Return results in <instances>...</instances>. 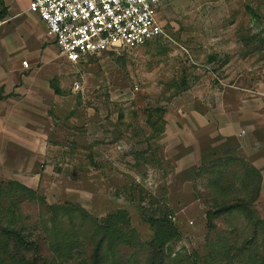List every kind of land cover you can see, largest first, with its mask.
Here are the masks:
<instances>
[{"label": "rangeland", "instance_id": "obj_1", "mask_svg": "<svg viewBox=\"0 0 264 264\" xmlns=\"http://www.w3.org/2000/svg\"><path fill=\"white\" fill-rule=\"evenodd\" d=\"M163 7L164 34L141 47L106 50L77 63L59 50L56 69H36L51 82L32 96L48 150L36 156L12 146L3 164L0 159V191H9L10 180L27 178L21 183L36 192L32 199L14 190L0 195V214L9 221L12 211L20 213L15 220L53 263L90 259L102 236L96 222L119 210L136 238L134 248H120L119 264H145L158 234L167 240L166 264H248L255 249L264 250L262 234L250 242L254 228L242 212L210 216L235 197L250 199L257 182L248 164L230 159L237 140L219 143L209 131L205 159L183 163L185 155H195L188 143L200 114L214 129L264 91V0H168ZM12 37L7 44L0 39V54L15 64L37 57L33 41L9 55L17 49ZM13 96V103L22 100ZM167 124L175 129L168 135L161 132ZM210 144H218L216 151ZM257 200L250 209L264 218V201ZM56 205L63 208L54 214ZM159 219L168 220L170 231ZM64 232L73 245L57 257L52 243Z\"/></svg>", "mask_w": 264, "mask_h": 264}, {"label": "crops", "instance_id": "obj_2", "mask_svg": "<svg viewBox=\"0 0 264 264\" xmlns=\"http://www.w3.org/2000/svg\"><path fill=\"white\" fill-rule=\"evenodd\" d=\"M5 2L9 13L3 19L5 22L0 25V28L11 23L12 20H20L17 27H7L2 32L0 31V39L5 44L9 42L12 34L14 36L12 41L16 44L17 49L11 50L9 55L18 52L20 47H29V41L35 42L32 47H37L38 50H36L37 57L35 59L31 60L27 56H22L21 61L18 60L20 62L16 64L8 55L0 54V142L3 144L0 150V159L4 160L1 161L2 164L8 158L12 146L17 148L19 153L22 149L31 150L36 156H41L42 153L48 150V142L45 140L46 137H43L44 135L46 136L43 123L35 115L37 106L34 104L36 100H33L32 96L37 93L36 89L38 87H42L41 85L45 86L46 82L48 84L51 83L48 78L42 77L37 73L38 71L36 72V69L39 68L38 66L42 68L51 66L50 69H56V64H60L59 47L55 36L48 32L45 22L42 21L38 14L29 11V1L26 3L25 0H5ZM36 43L37 45H35ZM49 50H51V53L48 52ZM24 58L29 59L28 67L23 65ZM32 65L34 66L33 70L28 74H23L21 77L20 72L30 68ZM15 72L19 76L14 77ZM11 75L14 77L12 81L10 80ZM33 77L38 82L36 87L30 85V80ZM26 92L31 94V96H27ZM260 93V97L256 98L254 95V98L252 96L253 98H249L244 106L233 110L231 115L224 116L219 121V124L215 125L214 129H210L212 124L211 126L209 125V118L200 114L197 123H195V133L193 132L194 134L191 136L195 140L188 143V145L192 143L195 145V155L192 157L191 154H188L183 159V163L188 166L198 165L202 161V156L205 152L202 145L203 138L208 136L209 131L211 135H214L213 133L215 132L216 135L214 136L216 139L220 138L219 143L225 140H237L235 146L237 151L235 155L231 153L229 156L243 159L246 164L260 172L261 186L257 202L260 200L264 201V91L260 90ZM14 94L22 97V100L19 99L16 100L18 103H13L12 100L16 98L13 96ZM41 119L44 120L43 118ZM173 129L167 124L164 133L168 135L170 130L173 131ZM183 139L185 140V138ZM218 144H210V146H215L216 151V145ZM26 179L20 181L25 183L27 182Z\"/></svg>", "mask_w": 264, "mask_h": 264}, {"label": "built area", "instance_id": "obj_3", "mask_svg": "<svg viewBox=\"0 0 264 264\" xmlns=\"http://www.w3.org/2000/svg\"><path fill=\"white\" fill-rule=\"evenodd\" d=\"M168 0H29V11L45 22L61 55L77 63L119 48L135 49L164 34ZM5 20L0 19V25ZM28 67L29 61L23 60ZM74 89L80 83H74Z\"/></svg>", "mask_w": 264, "mask_h": 264}, {"label": "trees", "instance_id": "obj_4", "mask_svg": "<svg viewBox=\"0 0 264 264\" xmlns=\"http://www.w3.org/2000/svg\"><path fill=\"white\" fill-rule=\"evenodd\" d=\"M9 13L8 6L5 0H0V19L6 18ZM58 91V89H56ZM165 128L163 126L162 131L164 132ZM205 159V155L202 156V161ZM230 159H237L245 164L243 159L238 157H232ZM246 172L253 178L255 181V187L252 192L250 199L235 197L231 199V202L227 205H221L213 212L210 213L211 217H217L226 212H232L233 210H238L247 216L250 223H252L254 231L252 240H257V237L262 234L264 241V218L255 217L253 212L250 209L252 203H254L260 193V182L261 176L260 172L252 166L247 167ZM254 181V182H255ZM1 183V182H0ZM8 184L9 191L1 189L0 195L5 194L6 192H11L12 190L20 193L24 198L32 199L35 197L36 192L34 189L22 184L19 181L10 180ZM2 205H0L1 208ZM63 207L61 205L52 206L51 210L54 214H57L60 209ZM84 210V209H83ZM1 213V212H0ZM21 214L16 215L15 211H12V216L8 218L9 221H3L0 214V264H56L50 261L48 258L42 256L39 253L40 248L37 241L30 239L24 232L22 222L15 220L17 217H20ZM167 218V217H165ZM163 227V231H167L170 228L167 226L168 220L159 219ZM99 231L102 233L101 238L95 245L92 256L90 259H85L81 264H119V261L123 259V254L121 252V247L128 246L133 247L136 244V238L133 234L134 230L130 227V220L125 211L119 210L118 214L108 216L107 220L103 224H98L96 222ZM58 239L52 243V249L57 257H61V253L71 251L73 243L68 241L66 238V232L63 235L59 233ZM167 240L164 239V234L158 236L150 243V249L148 256L146 257L145 264H166L165 262V252L163 250ZM249 242V241H248ZM258 249V248H257ZM255 249L254 253L248 260V264H264V250L258 252ZM27 252H33V255H28Z\"/></svg>", "mask_w": 264, "mask_h": 264}]
</instances>
